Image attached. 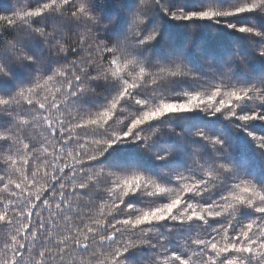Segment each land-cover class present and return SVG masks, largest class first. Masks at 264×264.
Instances as JSON below:
<instances>
[{"label":"snow or ice","instance_id":"6c2138e0","mask_svg":"<svg viewBox=\"0 0 264 264\" xmlns=\"http://www.w3.org/2000/svg\"><path fill=\"white\" fill-rule=\"evenodd\" d=\"M0 264H264V0L0 11Z\"/></svg>","mask_w":264,"mask_h":264},{"label":"trees","instance_id":"16d2710c","mask_svg":"<svg viewBox=\"0 0 264 264\" xmlns=\"http://www.w3.org/2000/svg\"><path fill=\"white\" fill-rule=\"evenodd\" d=\"M105 11L112 15L121 12V0H100ZM14 5V0H0V11H7ZM246 158V157H245Z\"/></svg>","mask_w":264,"mask_h":264}]
</instances>
